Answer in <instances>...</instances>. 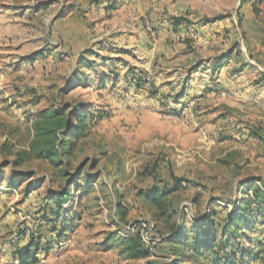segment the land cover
Returning a JSON list of instances; mask_svg holds the SVG:
<instances>
[{"label":"rangeland","instance_id":"rangeland-1","mask_svg":"<svg viewBox=\"0 0 264 264\" xmlns=\"http://www.w3.org/2000/svg\"><path fill=\"white\" fill-rule=\"evenodd\" d=\"M242 1L0 0V264L11 258V241L25 239L38 248L53 242L54 253L34 256L38 264H173L161 250L164 225L163 237L149 233L147 248L156 253L146 260H125L113 240L102 246L108 234L125 236L150 221L151 211L133 198L136 188L181 180L170 197L179 217L216 213L219 220L232 209L226 200L243 196L241 183L264 184V136L257 135L264 132V3ZM88 50L97 55L79 54ZM209 62L223 71L217 112L198 93L191 106H178L173 90ZM53 111L70 116L71 127L87 117L83 137L61 133L59 157L25 159L14 169L39 112ZM84 179L85 192H73L58 221L47 199ZM116 202L127 210L123 223ZM50 229L69 231L54 241ZM249 238L252 254L263 248L249 264H264V227Z\"/></svg>","mask_w":264,"mask_h":264},{"label":"trees","instance_id":"trees-1","mask_svg":"<svg viewBox=\"0 0 264 264\" xmlns=\"http://www.w3.org/2000/svg\"><path fill=\"white\" fill-rule=\"evenodd\" d=\"M242 2L246 3L245 0ZM257 2L264 3V0H257ZM180 25L179 20H174L172 23L175 28ZM58 39L63 41V37L60 35ZM81 53L90 56L97 55L89 50L88 52H79V54ZM92 63V61L83 60L82 64L91 70L93 68ZM218 68L219 66L215 63L213 69ZM192 69L190 71H193ZM38 115L40 119L33 125L34 136L28 150L21 155L17 154L13 162L9 164L12 167L14 166V169L18 168L25 159L49 158L53 161L50 157L55 155L59 157L61 153L57 144L64 142L60 136L61 133H66L64 136L67 138L79 139L83 137L87 130V117L83 118V115H79L75 119L76 125L74 127L69 124L70 116L65 119L61 118V111H53L48 115L45 112H39ZM69 143L73 144V142ZM142 175L144 177L149 175L151 179L154 178V175L148 172H144ZM170 180L171 188L166 186L160 188L153 179L152 183L150 182L147 186L136 188L133 192V198L141 201L151 211L150 222L153 224V229L150 235L152 238H155L156 235L160 238L163 237L165 234H158V226L164 225L166 227L165 232L168 236L162 250L168 252L169 257L174 261L173 264H197L201 259L210 260L211 264H249L261 256L260 253L263 252L261 247H257L256 254H252V241L249 238V234L255 233L258 226L264 225V184L260 180L241 183L240 188L243 196L237 200H226V203L232 209L219 220L216 213L203 218L181 219L170 197L178 191L182 181L174 178ZM9 181L13 183L14 179L11 178ZM83 183V186L74 184L73 189L57 192L47 199L51 204V208H53L54 217L58 221L62 220L61 212L64 206L73 198V192L84 193L90 181L84 179ZM115 205L117 206L115 217L118 218L120 223H123L127 217V210L119 202H116ZM66 221H68V218L65 222H62L63 226H67ZM123 226L128 227V224H123ZM187 226L189 228H186ZM50 231L55 233L57 229H51ZM68 231L65 230L61 235L58 234L57 238L62 239ZM125 232V236L120 234V237L117 234H108L102 246L106 245L105 248H112L116 245L119 254L129 261L146 260L152 256V250H149L141 240L139 226H135L133 233L130 230ZM111 240L115 242V245L110 246L108 244V241ZM37 244V241L29 239L26 247L14 253V257L17 256L19 259V264H38L37 260L30 256V250L32 248L36 250L38 248ZM51 244L53 242L42 246V250L49 248ZM245 245L246 247H244ZM212 258L214 261H212Z\"/></svg>","mask_w":264,"mask_h":264},{"label":"crops","instance_id":"crops-1","mask_svg":"<svg viewBox=\"0 0 264 264\" xmlns=\"http://www.w3.org/2000/svg\"><path fill=\"white\" fill-rule=\"evenodd\" d=\"M169 31H170V33H167L168 35H170V36L175 35V33L172 31V28H169ZM177 32H179V31L176 30V33ZM64 36H65V34H64ZM161 55L164 56V52H161L160 56ZM148 57H149V54H146V58L145 59H147ZM152 57L153 56L151 55L149 59H152ZM149 63H150V60L148 61V64ZM213 65H215V64H213L212 62H209V63H206L205 66H201V67H204L203 69L199 67V68H196L193 71L187 72V75H185V77H187V80L183 84L180 85L181 87L179 86L180 87L179 89H181V91H177V90L174 89L173 90L174 94L171 93V95H173L175 97L176 104L178 106H181V107L182 106L186 107L187 105L191 106L192 104H194V102H196L197 100H200L198 98L192 97L191 93H196V94L198 93L199 95L202 96L201 100H203L204 102H208L209 105H212L214 107L213 110H210V112H214V113L217 112V111H215V109H217L216 107L221 105L223 103V101H224L222 99L223 97L220 96L221 90L224 87L223 84H222V81H221L223 71L221 70V68H218V69L214 70L213 69ZM200 69L203 70V74L202 75L198 74ZM194 76H196V77L194 78ZM207 76H208V78H207ZM199 77H201V78H199ZM197 80H199V83L196 82ZM162 89H163V87H160L158 90L160 91ZM216 115L217 116H216L215 120H217L218 122L222 123L223 120H224V117H222L220 113H217ZM206 116H209V113L206 114ZM220 130L221 129H218L219 132H220ZM257 135H258V137L261 138V137L264 136V132L263 131H258ZM178 222H179V220H178ZM261 227H264V225L261 226ZM257 229H258V227H257ZM47 233H48L47 237L51 238L50 240H54V241H58L59 240L57 238L58 237L57 236L58 235L57 231H55V233H52L51 231L47 232ZM28 243H29V239H25L24 242H22L20 244L15 243L14 241H11L10 244H12V246L8 250L9 253L11 254L10 255L11 258H10L9 262H8V260H6L4 263L5 264H19L18 257L17 256L14 257L13 253L16 252L17 250L21 249L19 247H22V248L26 247L28 245ZM51 249H52L51 246L49 248L44 249V250H42V248L39 247L36 250H34L35 253H33V254H32V252L30 250V256L35 258L34 256H40L39 253H41V255L44 254V255L48 256V255H50V253H54V251L51 250ZM1 251H3V250H1ZM152 252L155 255L156 251L152 250ZM36 258L38 259V257H36ZM75 262H77V261H75Z\"/></svg>","mask_w":264,"mask_h":264},{"label":"built area","instance_id":"built-area-1","mask_svg":"<svg viewBox=\"0 0 264 264\" xmlns=\"http://www.w3.org/2000/svg\"><path fill=\"white\" fill-rule=\"evenodd\" d=\"M137 226H139V234L141 237L142 242L148 247L149 239L147 238L151 230L153 229V224L149 221H141ZM136 226V227H137ZM132 233L135 231V226L129 229ZM43 263V260H42Z\"/></svg>","mask_w":264,"mask_h":264}]
</instances>
